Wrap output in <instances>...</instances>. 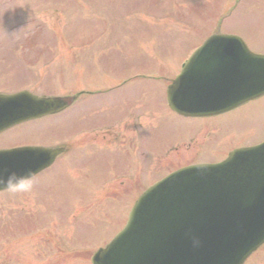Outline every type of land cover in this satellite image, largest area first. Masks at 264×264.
Here are the masks:
<instances>
[{
	"label": "rangeland",
	"instance_id": "rangeland-1",
	"mask_svg": "<svg viewBox=\"0 0 264 264\" xmlns=\"http://www.w3.org/2000/svg\"><path fill=\"white\" fill-rule=\"evenodd\" d=\"M213 33L264 52V0H0V92H107L0 135L67 148L32 191L0 193V264H90L146 184L264 138V97L209 120L166 109L176 66ZM244 264H264V244Z\"/></svg>",
	"mask_w": 264,
	"mask_h": 264
},
{
	"label": "water",
	"instance_id": "water-1",
	"mask_svg": "<svg viewBox=\"0 0 264 264\" xmlns=\"http://www.w3.org/2000/svg\"><path fill=\"white\" fill-rule=\"evenodd\" d=\"M261 95L264 55L225 34L208 37L166 91L168 106L184 116L223 112ZM64 106L57 97L0 94V132ZM55 154L40 147L0 151V175L34 173ZM262 241L264 143L234 150L218 164L180 169L147 189L124 229L91 262L241 264Z\"/></svg>",
	"mask_w": 264,
	"mask_h": 264
},
{
	"label": "clouds",
	"instance_id": "clouds-1",
	"mask_svg": "<svg viewBox=\"0 0 264 264\" xmlns=\"http://www.w3.org/2000/svg\"><path fill=\"white\" fill-rule=\"evenodd\" d=\"M33 173L27 170L24 174L9 172L7 177L0 175V185L11 193H27L33 189ZM193 246L199 244V239L195 236L192 238Z\"/></svg>",
	"mask_w": 264,
	"mask_h": 264
},
{
	"label": "flooded vegetation",
	"instance_id": "flooded-vegetation-1",
	"mask_svg": "<svg viewBox=\"0 0 264 264\" xmlns=\"http://www.w3.org/2000/svg\"><path fill=\"white\" fill-rule=\"evenodd\" d=\"M134 126L137 127V124H135ZM108 133H110V128H108ZM114 134H115V132L113 133V136L117 135V134H115V135ZM118 141H120V140H118Z\"/></svg>",
	"mask_w": 264,
	"mask_h": 264
}]
</instances>
